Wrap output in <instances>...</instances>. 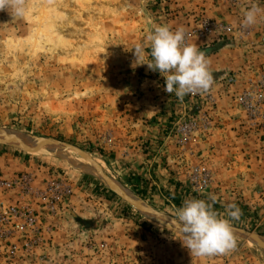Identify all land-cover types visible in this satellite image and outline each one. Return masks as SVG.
<instances>
[{
	"label": "rangeland",
	"instance_id": "rangeland-1",
	"mask_svg": "<svg viewBox=\"0 0 264 264\" xmlns=\"http://www.w3.org/2000/svg\"><path fill=\"white\" fill-rule=\"evenodd\" d=\"M259 2L25 0L23 17L0 11V129L81 149L125 191L169 217L189 199L212 203L225 218L236 204L241 214L232 226L264 238V174L230 173L224 162L238 157L225 155L216 171L215 154L205 160L189 147L213 126L214 85L227 92L234 75L181 99L164 91L158 72L135 63L133 49L143 45L148 59L147 35L166 24L183 26L188 42L208 39L210 55L215 50L207 48L245 37L239 19ZM206 23L225 29L201 36ZM260 37L251 47L264 48ZM252 76L243 92L264 82ZM243 92L236 98L243 135L264 140V129L251 126L239 104ZM235 237L228 253L191 255L180 233L151 223L93 176L60 158L0 145V264H264V253Z\"/></svg>",
	"mask_w": 264,
	"mask_h": 264
},
{
	"label": "clouds",
	"instance_id": "clouds-1",
	"mask_svg": "<svg viewBox=\"0 0 264 264\" xmlns=\"http://www.w3.org/2000/svg\"><path fill=\"white\" fill-rule=\"evenodd\" d=\"M11 9L15 15L26 13L25 0H0V11ZM264 15V8L252 3L244 12L242 27L255 25ZM183 26L174 30L166 24H154L147 35L150 51L145 59V49L138 44L134 49L135 63L147 65L148 70L158 72L164 78V91L175 93L178 98L189 94L207 93L214 84L210 61L196 44L189 43ZM209 200L216 201L214 195ZM236 204L226 208V218L214 210L212 203L203 199L185 200L175 209L171 221L178 230L183 245L191 255L204 257L225 254L237 246L232 220L240 218ZM178 226V229L175 228Z\"/></svg>",
	"mask_w": 264,
	"mask_h": 264
},
{
	"label": "crops",
	"instance_id": "crops-1",
	"mask_svg": "<svg viewBox=\"0 0 264 264\" xmlns=\"http://www.w3.org/2000/svg\"><path fill=\"white\" fill-rule=\"evenodd\" d=\"M259 5L261 8H264V0H260ZM241 6V4H237L232 7L238 9ZM239 20H241L242 23L243 18ZM222 22L223 21H221V23ZM237 23L239 22L237 21ZM231 26L235 27L232 24ZM242 28L245 30L246 35L240 42L233 40V44L226 45V48H207L209 52L215 50L212 54L206 55L210 61V71L213 73L214 79L221 80L229 75H234L235 84L230 86L227 92L222 90L219 85H214L213 94L216 97L217 109L214 114H212L213 126L208 133H206L208 134L206 137L195 139L193 144H190L189 147L192 148V151H202L201 157L205 158V160L209 157H213L215 154V158L218 159L216 171L219 170V163L221 161L220 156L225 155L224 158L231 156L238 157L235 163L224 162V167H229L230 173L256 172L258 174H264V140L261 138L257 140V135H243L244 129L241 128V124L245 122V117L238 109L236 101L237 96L241 92L249 89V81H254L252 76L254 73L258 74L256 79L264 78V73H262L264 72V48L259 45L255 48L251 47L252 43H259L260 36L264 37V15L258 18L255 25L247 29L244 27ZM257 34L260 36L258 37ZM256 39L258 41H255ZM208 42H210L208 39L201 40L192 38L189 43L196 44L199 49L204 51V47ZM256 71L258 73H256ZM195 106L196 102L192 104V107ZM156 108H158V111L164 110L165 104ZM171 147L172 146H169L166 150L168 154H170L168 150L170 151L172 149ZM184 154L188 157L192 153L187 149ZM238 162L241 163L240 167L243 168H238ZM206 163L207 161L204 164ZM196 166L199 165L196 164ZM221 166H223V164ZM220 170L227 171L225 168L221 167ZM212 176L213 183H216V177H214V175ZM251 181L252 180L249 179L250 183ZM260 182H262V184ZM258 183L264 188V175H262V181L260 179Z\"/></svg>",
	"mask_w": 264,
	"mask_h": 264
},
{
	"label": "bare ground",
	"instance_id": "bare-ground-1",
	"mask_svg": "<svg viewBox=\"0 0 264 264\" xmlns=\"http://www.w3.org/2000/svg\"><path fill=\"white\" fill-rule=\"evenodd\" d=\"M30 134V133H29ZM0 142L10 144L14 146L15 148L22 150L26 152L29 155L37 156V157H53V158H60L64 160L68 165L71 167L79 169L84 174H89L99 180V182L107 189L113 192V190L110 188V186L105 182L102 175L98 172L96 169V166L100 167L102 169V166L94 160L88 153L89 157L92 159L93 162H90L79 155L75 154L71 149L68 148H62L58 144H43L38 143L35 140L34 141H27L25 139L18 138L14 132L11 131H5L2 136H0ZM96 165V166H95ZM103 170V169H102ZM114 182V180H112ZM116 187L120 188L121 186L118 185L116 182H114ZM136 207L139 209L141 208V212L144 214L147 220H149L151 223L155 225H159L156 221V218L154 215L140 205L141 203L138 202L137 204L133 203ZM164 215V214H161ZM166 216V215H164ZM168 217V216H166ZM170 219V217H169ZM171 220V219H170ZM180 233V232H178ZM181 234V233H180ZM253 235L260 237L259 235L253 233ZM261 242H264V238H261ZM255 248L259 249L260 252L264 253V248H260L256 245H254L249 240H245Z\"/></svg>",
	"mask_w": 264,
	"mask_h": 264
},
{
	"label": "water",
	"instance_id": "water-1",
	"mask_svg": "<svg viewBox=\"0 0 264 264\" xmlns=\"http://www.w3.org/2000/svg\"><path fill=\"white\" fill-rule=\"evenodd\" d=\"M5 130L0 129V136H2V134H4ZM18 138L21 139H25L27 141H36L38 143H43V144H58L59 146H61L62 148H68L71 149L75 154L79 155L80 157L93 162L92 159L89 157V155L82 151L81 149L52 139V138H44V137H38L35 135H31V134H27V133H14ZM0 145H4V146H8L11 148H15L14 146L10 145V144H6V143H2L0 142ZM17 149V148H15ZM19 150V149H17ZM96 166V165H95ZM96 169L98 170V172L102 175V177L104 178L105 182L110 186V188L113 190L112 193H114L117 197L121 198L124 202H126L128 205H130L131 207H133L134 209H136L137 211H139L143 216L144 214L141 212V208L139 209L138 207H136L133 203L137 204L138 202H140L142 208H144L145 210H147L148 212L152 213L154 215V217L156 218L157 223L160 226H163L164 228H167L169 230L175 231V232H179L178 230H174V225L172 223V221L169 219V216L166 217L164 215H161L162 213L154 210L151 206H149L147 203H145L141 198H139L136 195L130 194L127 191H125L122 187L118 188L116 187V185L114 184V182L112 181V179L98 166H96ZM109 190V189H108ZM110 191V190H109ZM145 217V216H144ZM146 218V217H145ZM175 228L178 229V226H175ZM233 232L235 236H238L244 240H249L250 242H252L254 245L260 247V248H264V242H261L260 237L258 236H254L253 233L248 232L244 229H240V228H236L233 227ZM262 238V237H261Z\"/></svg>",
	"mask_w": 264,
	"mask_h": 264
},
{
	"label": "built area",
	"instance_id": "built-area-1",
	"mask_svg": "<svg viewBox=\"0 0 264 264\" xmlns=\"http://www.w3.org/2000/svg\"><path fill=\"white\" fill-rule=\"evenodd\" d=\"M225 29L221 26L206 23L203 25L200 35H206L212 30ZM233 80L230 79L229 82ZM251 83V82H250ZM249 91L243 92L239 96V104L249 114V123L251 126H257L258 128L264 129V100H262V90H264V82L258 85L251 84Z\"/></svg>",
	"mask_w": 264,
	"mask_h": 264
}]
</instances>
